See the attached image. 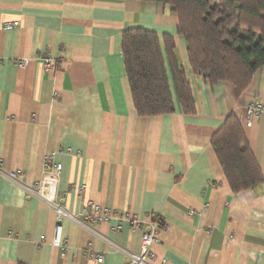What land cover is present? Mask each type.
Returning <instances> with one entry per match:
<instances>
[{"label":"crops","instance_id":"1","mask_svg":"<svg viewBox=\"0 0 264 264\" xmlns=\"http://www.w3.org/2000/svg\"><path fill=\"white\" fill-rule=\"evenodd\" d=\"M176 26L157 2L0 0V171L20 172V184L0 174V264H125L107 241L140 249L141 230L123 222L113 233L115 221L87 229L64 219L65 250L52 245L55 212L21 187L40 179L50 152L61 164V202L78 219L90 200L166 226L153 264H264V113L245 124L246 106L264 105V67L240 94L227 82L210 85L193 73ZM136 27L172 37L193 114L175 104L170 114L137 115L120 49L122 32ZM231 113L263 179L237 193L210 144Z\"/></svg>","mask_w":264,"mask_h":264},{"label":"trees","instance_id":"2","mask_svg":"<svg viewBox=\"0 0 264 264\" xmlns=\"http://www.w3.org/2000/svg\"><path fill=\"white\" fill-rule=\"evenodd\" d=\"M140 1L169 7L177 19V34L185 40L193 73L208 84L227 82L240 94L264 67V0ZM120 49L138 116L170 114L175 104L182 113L195 112L189 83L170 35L159 37L150 30L129 28L122 32ZM210 144L233 193L262 182L242 122L234 113L224 119Z\"/></svg>","mask_w":264,"mask_h":264},{"label":"built area","instance_id":"3","mask_svg":"<svg viewBox=\"0 0 264 264\" xmlns=\"http://www.w3.org/2000/svg\"><path fill=\"white\" fill-rule=\"evenodd\" d=\"M11 25H6V29H11ZM25 60L18 61L19 67H24ZM43 68L45 71H50L54 68V62L50 59L43 60ZM264 113V105L258 102H251L245 108V124L251 125V118L258 117ZM55 152H50L45 156L42 175L39 180L35 181L32 185H21L25 193L33 198H36L45 203L51 208L56 215L55 236L52 245L59 248L61 251L65 250V242L60 238V222L64 219L74 221L80 226L89 229V224L105 223L115 221L110 229L113 233H118L121 230L123 222H129L132 229L141 230L140 249L138 252H129L117 246L110 241L113 250L122 254L125 259V264H153L155 260V252L153 246L158 242V234L161 230H165L166 226L154 215H151V222L146 226L137 219H134L123 213H114L107 208H104L93 201H87L82 209V217L85 220H80L76 215L68 212L62 204V196L57 191V183L61 171V164L55 162ZM0 174L4 175L8 180L20 184V172L8 171ZM194 213L193 211L189 212ZM100 236V235H99ZM95 260L100 263L102 261L101 255L93 256ZM164 264V261H162Z\"/></svg>","mask_w":264,"mask_h":264}]
</instances>
